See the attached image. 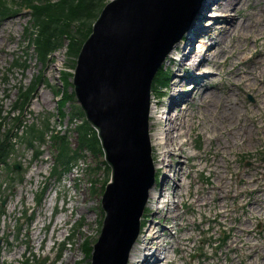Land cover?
Listing matches in <instances>:
<instances>
[{
    "label": "rangeland",
    "instance_id": "1",
    "mask_svg": "<svg viewBox=\"0 0 264 264\" xmlns=\"http://www.w3.org/2000/svg\"><path fill=\"white\" fill-rule=\"evenodd\" d=\"M23 1L25 2L30 1L31 3H34V0H23ZM52 1L56 2L58 0H52ZM66 1L69 2L70 0H66ZM206 1L207 0H205L204 3ZM243 1L244 3L242 4V10L239 11L236 9L234 13V17L239 22L244 24V26L240 28L238 27L237 36L228 43V46L233 50L229 54L228 58L224 60L225 61L224 64H226L225 68H222L221 64L218 66L215 63V60L219 59L218 56H222L221 58L223 59L227 55L226 52L227 49L224 48L225 44L223 45L222 41H221V45L222 47L224 46L223 47L224 53H222L221 51L219 52L216 51L215 55L213 54L214 57L206 62L207 66L200 65L201 54H198L202 52L200 51V48H198V43L200 42V45L202 47L204 46V44L201 41L202 38L199 39L195 45L196 48L195 53L197 55H193L194 65L192 67L195 70L196 75H203L205 73H210V71H212L214 75L211 74V77L208 76L209 80H205L206 83H204V80L202 79L198 78V80L199 81L202 80L201 82L203 87L205 86V84L209 86L211 91L208 92L207 94L209 95L211 92H213L211 94L213 95L212 96L213 98L210 99V97L203 95L206 98L200 101L199 99L202 93H199L200 89L196 85L194 88L195 91L189 95V98L187 99L186 102V107L183 109L186 111L182 110L183 112H181V116L179 117L176 123L177 127H179L182 121H184V118L188 116L189 119V122L187 123L188 127H186L185 130H182L183 132L177 130L178 132L177 133L176 130H174V127L171 129L172 126L170 122L169 126L167 127V130L170 129L169 131H171L172 134H174L172 135V137L175 136L173 141L174 145L172 146V148L168 149V147H170V144L172 143L171 141L168 142V144H165L164 146L162 145L159 146L160 144L158 143L157 145L156 144L152 145L153 158L154 160H156L155 161L157 165L156 167H158V164L161 163V165L158 167L159 173L158 171L156 172V175L158 176L157 178L158 196L159 197H161V195L162 197L164 195L166 196L165 199L161 197L160 200L162 202L161 206H163V204L166 205L169 204L168 206L171 207V209H173L175 207V205H173V202H175L176 205L179 204L180 210L178 213H180V216L177 217V215H172L168 213V211L166 214V211L163 209L159 210V212L161 213L160 215L162 216L158 215L156 213L157 208L155 206L157 203V198L152 197L151 203L148 206L149 208L147 209L145 214V216H147L149 215L150 212H153L152 214L153 218L150 220L148 227L151 225H155L157 229L162 233L165 230L166 225L168 224L166 222V218L163 216L165 214L166 217H168L169 221L177 220L176 222L179 224V226L176 227L172 226L171 230L172 232L176 233V230L174 231V228L177 229L181 227L184 233L179 232L178 234H176V236L182 237V235L185 234V228L191 229L192 228L191 222L195 221L196 226L194 227L196 231L192 230V232H190L192 234H188L187 237H184L183 244H186L187 241L191 240L189 242V245H193V244L196 245V249L193 250V252L191 251L192 253L189 252L188 255L189 254L190 255L186 257V259L187 261L189 260L192 261V257H194V261L196 260L197 261L192 263H197V264H211V263L231 264V260L229 259V261H227L225 256L223 255V253L227 254L226 253L227 251H230V253H228L229 256H234L232 259L233 263L240 264V261L237 260V258L243 257L246 259L244 264H249V261L251 259H252L251 261H257L258 264H264V216L262 217V219L261 217H259L258 215L259 209L256 207H252L253 212L249 210V208L252 206L253 202L256 199V195H257L256 190L258 186H256L254 183L253 184L248 183L249 178L252 175H256V178L258 179L259 178L264 179V162H262V159L264 157V129H263L264 100H262V95L258 94L259 92L257 89L252 90L246 88L247 82H249L248 87L254 88L252 80L250 79H248V81L246 79H242L240 81L238 80L240 79L239 78L240 75L244 76L245 74H247L248 68L252 67V62L250 61L249 58H245V59H240V58L243 57L244 55L245 57H252L253 55L252 51L255 54L262 53L264 51V19L260 23H258L255 18L256 14L264 16V0H243ZM0 2L11 3V1L9 0H0ZM43 3H44V7H43L44 9H50L53 10L54 12H57L58 8L64 6V4L61 3L57 6H54L51 4L50 0H43ZM203 4L201 6H203ZM104 5L105 4H103V6ZM79 6L80 3L76 0L71 6L66 8L58 16L56 14H53L52 17H48L49 21L56 22L54 26V32L59 36V38L63 40L61 46H59L58 48L59 50H56L55 52L56 55L52 57V66H51V62L45 64L41 60H39V62L36 60L34 51L29 48V43L27 40V36L25 34V30H26L25 28L17 33H15V31H11V34L12 35L14 34L12 38L9 36L8 37L5 36L3 32H0V37H1L0 45L3 46L5 43L8 44V56L4 64V68L0 72V77L10 82V84L13 85V94H17L18 92L17 88L20 84H24L25 86H28L31 80L35 79L37 73L41 71L42 73L45 74V78L47 82L48 80H51L53 82V83L50 82V86L52 90L50 93H48L49 95H53L54 93L53 101L51 102L53 103V106H57V100H58L57 87L58 86L63 87L62 97L64 98V109L62 112V121H61V124L63 126H65L67 123V114L71 111V108L72 107L76 108L77 112H78V107L80 108L77 101L75 103L71 101L72 99L71 93L73 91V86H71L70 88L68 87L69 83L71 84L73 82L72 80L73 76L69 78V83H68L67 74L70 72L72 73L74 72L76 63L73 67V60L70 61V59L72 58V54H71L72 41L65 36V34L69 35V33L72 32L73 30L74 34L79 40L81 35L83 34L81 33V31L86 33L87 23L85 21H87L89 24V21L86 18L82 19L85 20L83 21L85 25H82V23L79 21H74V22L69 21L73 16L76 15L78 16L77 9ZM248 17H249V21L247 20ZM200 21L202 20L194 19L189 32L193 30L194 25L197 27V24H199ZM254 22L258 24L255 25ZM227 24L228 23L224 21L220 26L221 28L225 29L224 27ZM245 24L247 25L245 26ZM28 26H29V20H28ZM220 26L216 31L221 30ZM189 32H187L184 35V38L179 45H184L186 43ZM197 33L199 32L196 31V34ZM224 34L225 31L222 33V35ZM66 39H68V41H64ZM255 40L257 41L256 44H255ZM206 42L208 43L209 41L206 40ZM58 43L60 42L58 41ZM235 47L238 48L235 49ZM206 49L209 48L206 47L203 50ZM181 55L182 54H180V56ZM171 58H174L173 64H171L170 62ZM16 59L27 60V64L29 67L26 69L25 72H23L20 68L11 70L14 61ZM237 62L239 64L238 67H236ZM212 64L214 65L213 66L214 69L208 67ZM167 65L170 74H172L170 79V85L164 92H158V90L154 88L156 95L158 97H161L162 94H164V96L152 100V107H158V109L164 111L167 110L166 107L169 106V100L171 95L173 94V91L171 90V85H172L171 83L174 79L176 70L179 68V57H170L167 62ZM182 72L183 71L179 73V76H181ZM217 72H221V76H219ZM234 72L236 73L233 75V78L231 79V75ZM186 77L185 78L177 77L178 80L181 81L178 80H177L178 82L175 81L174 84L175 90L182 89V86L183 89H186L188 85L191 84L192 88L183 90V92L184 93L192 92L194 84L185 80L190 78V76L188 78ZM245 78H247V75ZM258 81L259 82L261 81V77L258 79ZM61 82L64 84V86L62 85ZM177 83L180 84L177 85ZM43 86L40 80L38 84V90H39L38 93L41 91ZM231 88L232 90L229 91ZM64 93H66V95H64ZM195 93L197 95H195ZM193 94L195 95V100L191 103L190 112H188V103L191 102V98L193 97ZM225 94L228 95L226 96ZM5 95H6V91L4 89H0L1 112H5L15 103L14 100L3 99ZM236 98H239L240 101L237 100ZM43 99L45 100V102L49 100L47 97H44ZM241 106H242V111H241ZM256 108L259 109V112H257ZM35 109L37 112V121L35 123L40 124L42 119L47 118V115L45 114V107L42 103H39L38 105H36ZM161 110H159L158 112H160ZM174 114L175 112H170V115H168V117L176 120V116ZM204 114L205 116L203 117V119H200L199 122V124L203 126H206L208 123H210L212 127H214L215 129H219L216 126L218 125L220 128H223L225 126L227 129L230 130L232 127L239 125L241 129V127L244 124H250L251 121L254 120L256 125L257 122L259 123L258 125H260V126L257 125V127L260 128L259 131L261 129L262 130L260 132L258 131L254 133V130L251 129L250 130L251 135L249 134L244 136L245 134H242L241 136H244V145H241L239 138L237 141L234 139V136L239 135L237 134V132H232L231 136L222 135L215 133L210 126L208 127V129L203 128L204 129L203 130L202 127L196 125L192 121L193 115L196 118H198ZM243 114H246V116L244 117ZM159 116L157 113L153 115L154 118H152L151 121L154 123L151 124L150 122V133L154 132L153 134H159V132L161 133L166 130V127L163 126V121L161 122L159 121L160 120ZM206 116H208L213 122L209 121ZM74 117H77L78 120L81 118L78 113L77 115H74ZM27 119L29 120L28 117ZM164 120H166V118ZM213 123H215L216 125ZM74 124H75V119H74ZM191 124L194 125V128L195 126L197 127L195 129L193 128L194 130L191 131L190 134L189 125L191 127ZM14 125H15L14 120H9V126H14ZM239 126H236L235 129H237ZM5 129H9L8 126ZM179 134H183L184 138H179L178 136ZM72 139L75 140L74 134ZM152 140L153 139L151 137V141ZM195 142H197V148L195 147ZM219 142L222 144L223 149H226L227 153L219 149L220 147ZM153 143H155V139L153 140ZM180 145H183L181 149H180ZM229 146L233 150L232 153L228 151ZM171 149H172V153L171 151H169ZM203 156L205 162H203L204 161ZM163 159L165 161L169 160L170 165L168 164L169 166L166 168V170L164 168L163 170H160V168L164 166L165 163V161H162ZM206 162L208 163V166H205ZM213 163L216 164L219 163L220 165L219 168L212 166ZM227 165H228V170H226ZM160 171L164 172V177L165 176L168 177L167 182L165 183L166 184L165 187L167 188L164 189L161 187L162 178L164 177L163 175L162 178L159 177L161 175ZM83 172L84 171L79 172V175L74 174L75 177L74 183L71 186L69 185L70 194L65 196L60 195L57 197L53 196L45 200L40 207L36 205L35 199L22 204L21 209L16 213V219H14L10 224H6L4 229L0 230V236L5 244V250L4 252H2L3 257L16 260V264H20L22 261L26 259L30 260V264H40V262H42L43 260H46V264H55L58 258L64 255L65 256L68 255L67 258L64 257L63 259H61L59 264H74L76 256L84 257L83 262L79 264L92 263L91 257L87 259L84 256L82 248L85 240H88L91 246L94 247L100 236L102 229V226H100V221L103 223L104 214L102 215L101 213L102 209L100 208L99 200L102 198L103 194L102 195L96 193L93 194L94 196L97 197L95 203L100 213L96 225L88 226L86 228L88 232L93 234V237L86 238V236L83 233L84 228L81 226V224L79 227L83 228V231L79 232L76 235L75 230H72L71 227L74 222V217L75 219L78 217L75 211L76 208L75 203L79 201L80 197L76 196L75 194L78 193V195L80 196V192L83 190V186L85 185V181L88 177V170H85L82 187L74 191L73 189L74 187L77 188L79 187L82 181ZM218 172L219 174L220 172H222L221 176L223 181L220 184L219 181L221 179L217 183H215ZM179 173H182L184 175L183 181L179 180V175H181ZM188 173L190 174L189 177H187ZM8 175H9V171L5 170L3 177L6 178ZM89 175L92 176L93 174L90 173ZM223 175L225 177L224 179H223ZM105 178H106V174L104 170L97 173V175L94 177V180H97V183L95 185L96 188L102 185V182L104 181ZM225 182L227 183L225 185L226 193L223 191L224 190L223 185L225 184ZM174 183H176L175 189L173 188ZM179 183L180 186H182V188L180 190H177ZM188 183H191L190 190L189 188L187 190V185H184ZM261 187L264 188V185L260 186V188ZM198 189H200L199 192ZM198 193H200V195H203L202 199H206L205 197H207L206 202L210 204L212 208L216 206L219 207V201L221 200L224 201L222 202V205L228 203L229 206V208L227 209L228 215H232L234 221H230V220L226 221V219H224L222 216L221 218H218V221H221L222 223L221 224L216 223L214 219L217 216L215 215L214 210H213L214 211L213 215H210L207 209L204 210L206 206V204H204V201L203 204L201 202L202 205L201 208H199L195 204L196 198L198 197L200 199ZM181 195L184 196L181 197ZM261 195H262L260 196L261 201H264V194ZM224 196L226 198H223ZM182 201L183 204H181ZM56 202L58 203L57 208L59 211H61V213L55 218L53 217V213ZM185 202L186 205L188 203L190 207L189 209L186 210L184 209ZM247 202L250 204H248L247 206H242V203H247ZM79 204L81 205L82 202H80ZM257 204L261 205L262 208L264 207V204H261L259 201H257ZM191 207H195V208L192 213H189L191 211ZM208 210L212 212L211 208H209ZM219 210L220 211L223 210L224 212L223 208H219ZM30 213H34L33 220L31 223L28 220ZM252 214L253 216H255L256 219L252 218L253 217ZM237 217L239 219H237ZM182 219H186V221L188 220L187 221L188 224L185 223V225H189V226H183L184 225L183 222H185V220L183 221ZM209 219H211L212 221H210ZM223 222H225L227 226H225ZM241 223H245L248 228L246 231H243V233L240 232L237 233V229L240 230L242 228L240 227L232 228V227L233 226L237 227ZM55 227H57V229L53 233V229ZM211 228H212V232H208L204 234L202 236L203 238L200 237V235L210 230ZM147 230L148 228L146 229V231ZM215 230L216 232H213ZM249 232L251 235L249 239L251 241L246 242L247 245L243 250V253H241L242 250H238L235 253L233 246L229 247V245L232 244L236 238L240 239L243 237L244 239L249 234ZM254 232H256V234L259 236L260 239L258 243L260 245L262 244L263 245L262 247L259 246L255 247L257 241H255L256 236H254L255 234ZM68 235H70V238L68 237ZM168 235L169 234L167 233L163 237V240L166 239ZM65 237L69 238V240L64 241ZM161 239L162 238H160V240ZM140 240L143 242L144 236L141 237V239L140 238L138 239V241ZM167 241L169 242L174 241L175 243L177 241V237L170 238ZM246 241H248V239H246ZM70 243L72 244V249L71 251L67 252L65 246H68V244ZM145 244L146 243H144V245ZM252 244L254 245L252 246ZM241 245L242 243L238 244V246ZM178 246L180 247V249H177V252H179V258H180L181 256H184V253L182 251V246L181 245ZM202 246L208 254L204 250H202ZM215 246L220 247L218 250H216V253L213 252ZM195 251H201L199 253V257H198V252ZM256 251L257 252L260 251L259 257L257 256ZM213 255H215L216 257L215 259H211V256ZM129 263L130 260L128 261V264ZM145 264H147V262ZM177 264H182V261H179L178 259Z\"/></svg>",
    "mask_w": 264,
    "mask_h": 264
},
{
    "label": "water",
    "instance_id": "2",
    "mask_svg": "<svg viewBox=\"0 0 264 264\" xmlns=\"http://www.w3.org/2000/svg\"><path fill=\"white\" fill-rule=\"evenodd\" d=\"M202 2L112 0L81 50L75 94L98 131L113 179L103 196L107 219L92 264L128 263L155 181L152 84Z\"/></svg>",
    "mask_w": 264,
    "mask_h": 264
},
{
    "label": "bare ground",
    "instance_id": "3",
    "mask_svg": "<svg viewBox=\"0 0 264 264\" xmlns=\"http://www.w3.org/2000/svg\"><path fill=\"white\" fill-rule=\"evenodd\" d=\"M243 3H244L243 0H207L203 4V6H201V8H199L198 11L196 12L197 15H196L195 20L201 19L202 21H200V23L197 24V27L194 25L193 30H191V33L187 37L186 43L184 45H177L175 47V49L171 52L170 57H179V68L176 70L175 77H174V79L172 81L171 90L173 91V94L170 97L169 106L166 107L167 108L166 111L158 109V107H152L151 112H150L151 119L154 118L153 115H155L156 113L158 114V116L160 115L159 116V119H160L159 121L160 122L163 121V126L166 127V130H167V127L169 126L170 122H171V126H172L171 129L174 127V130H176V132H177V130L178 131L185 130V128L188 127V125H187V123L189 122L188 116L184 118V121H182V123L179 125V127H177L176 123H177V120L179 119V117L181 116V112L186 111V110H183V109L186 107V102H187V99L189 98V95L192 94L195 91L194 88H195L196 85L200 89L199 93H202V95H200V99H199L200 101L203 100L204 98H206L203 95H205L207 97H210V99L213 98L212 97L213 95H211L213 92H211L209 95L207 94L208 92L211 91L209 86H207L205 84V86L203 87L202 86V82H201L202 80H204V83H206L205 80H209L208 76H210L211 74H204V75H201V76L196 75L195 70L192 67L194 65V60H193L194 56L193 55H196V53H195V50H196L195 42H198V40L202 38L201 41L204 44V46L202 47L200 44H198V48H200V51H202L204 53V55L200 59V65H203V66H207L206 62L208 60H211L214 57L216 51H218V52L221 51L222 53H224V48H226L227 49L226 50V52H227L226 57L222 59L221 58L222 56H218L219 59L215 60V63L218 66L221 64L222 68H225L226 64H224L225 63L224 60H226L228 58L229 54L233 50V49H231L228 46V43L237 36L238 27L240 28V27L244 26V24L239 22L234 17V13H235L236 9L239 10V11L242 10V4ZM255 18H256V21L258 23H260L264 19V16L256 14ZM247 20L249 21V17L247 18ZM224 21L229 24V26L227 24L224 27L225 29L221 28V26H220ZM251 23H250V25H251ZM258 23L254 22L255 25L258 24ZM246 25L247 24H245V26ZM219 26H220L221 30L216 31ZM196 31L199 32V33L196 34ZM224 31H225V34L222 35V33ZM119 35L122 36L121 32H119ZM204 36H206V37H204ZM206 40H208L209 42L207 43ZM210 41H212V42H210ZM221 41H222L223 45L225 44L224 45L225 47L223 46L224 48L221 45ZM256 43H257V41L255 40V44ZM206 47H208L209 49L203 50ZM237 48L238 47H235V49H237ZM55 52L56 51L53 52L52 57L54 55H56ZM202 52H201V54H202ZM109 53H114V52H109ZM180 54H182V55L180 56ZM245 58H249L250 59V61L252 62V67L248 68L247 74H245L244 76L240 75V77H239L240 79H238V80L239 81L242 80V79H246L247 81H248V79L252 80L254 88L248 87V83L249 82H247L246 88L252 89V90L257 89L258 92H259L258 94H261L262 95V100H264V51L262 53H257V54L253 53L252 57H245V55H244L240 59H245ZM173 59L174 58H171L172 62H174ZM101 61L105 62V63L108 62V60L104 61L103 59H101ZM226 62H228V61H226ZM238 65L239 64L237 62L236 63V67H238ZM213 66L214 65L212 64V65H210L208 67L213 68ZM181 71H183V72L181 73V76H179V73ZM210 73H212V71H210ZM235 73L236 72L232 73L231 79L233 78V75ZM217 74L219 76H221V72H217ZM246 75H247V78H245ZM189 76H190V78H188ZM177 77L178 78H185V77L188 78V79H185V80L194 84L192 92H185V93L183 92V90L192 88L191 85H189L186 89H183V86H182V89H176L175 90L174 84H175V81L178 80ZM260 77H261V81L259 82L258 79ZM198 78L202 79V80L199 81ZM210 80H211V78H210ZM178 81H181V80H178ZM179 84L180 83H177V85H179ZM231 90H232V88L229 91H231ZM64 95H66V93H64ZM195 95H197V94L195 93ZM195 95L193 94V97L191 98V102L188 103V112H190L191 103L195 100ZM225 95L227 96L228 94H225ZM71 96H72V93H71ZM236 99L239 100V98H236ZM158 105H159V103H158ZM262 105H263V103H262ZM256 109H257V112H259V109L258 108H256ZM159 110H161V111L158 112ZM241 111H242V106H241ZM170 112H175L174 115L176 116V120L168 117V115H170ZM243 115H244V117L246 116V114H243ZM204 116H205V114L200 116V117H198V118H196L193 115L192 121L196 125L202 127V129L203 128H207L208 129V127L210 126L214 130L215 133L222 134V135L231 136L232 132H237V134H239V135L238 136H234V139L237 141L238 138H239V140L241 142V145H244V136L249 135L251 129L254 130V133L259 131V128L257 127V125H256L254 120H252L250 124H244L241 127V129H240L239 125H236V126H239L237 129H235L236 126L232 127L230 130L227 129L225 126L223 128H220L215 123H213V124H215L219 129H215L214 127H212V125L210 123H208L206 126H203V125H200L199 122H200V119H203ZM206 117H207V119L209 121H212L208 116H206ZM73 118L75 119L74 128L76 129L82 124L83 119L80 118L78 120L77 117H74V116H73ZM165 118H166V120H164ZM153 123L154 122L151 121V124H153ZM196 127L197 126H195V128ZM193 128H194L193 124H191V127L189 125L190 134H191V131H193L195 129V128L194 129ZM166 130L163 131L164 133L163 132H161V133L159 132V134H153L154 132H151L150 138L152 137L153 140L155 139V143H153V140H152V144L153 145L154 144L157 145V143H158V144H160L159 146H161V145L164 146L165 144H168V142L171 141L172 143L170 144V147H168V149L172 148V146L174 145L173 141H174V137L175 136L172 137V135H174V134H172V132L169 131L170 129L167 130V131ZM218 134H216V135H218ZM242 134H245V135L241 136ZM178 136H179V138H184L183 134H179ZM71 146L73 148L75 147L73 144ZM182 146L183 145H180V149L182 148ZM219 149L223 150V152L227 153L226 149H223L221 143H220ZM169 151H171V153H172V149L169 150ZM176 151H178V150H176ZM228 151L230 153L233 152V150H232V148L230 146H229ZM162 161H165V160L163 159ZM85 162H86V165H87L88 177H87V179L85 181V185L83 186V190L80 192V196L78 195V193L76 195V196L80 197L79 201L77 203H75V206H76L75 211H76V215H78V217L76 219L74 217V222L72 224L71 229L75 230V234L77 235L79 232L83 231V228H84L83 233L86 236V238H89V237H93V234L88 232L86 230V228L88 226L96 225V222H97V220L99 218V215H100V213L98 211V208L96 206V203H95V200H96L97 197L93 195V194L96 193V186L95 185H96V181H97V180H94V177L97 175L98 172H101L103 170H104V172L106 174V178L105 179H107L108 175H107L106 170H105L107 168V165L104 163L102 155L100 157H98L95 152L91 151L90 153H88L85 156ZM160 165H161V163L158 164V167ZM206 165H208V163H206ZM156 166L157 165L155 163V169L157 170L158 167H156ZM212 166H215L216 168H219L220 165H219V163H217V164L213 163ZM163 168H164V166H162L160 168V170H163ZM160 172H161V175L159 177L162 178V175L164 177V172L163 171H160ZM90 173L93 174V175L90 176L89 175ZM179 174H181V175H179V180L183 181L184 180L183 179L184 175L182 173H179ZM221 174H222V172H220V174L218 172L217 179L215 180V183H217L220 179L221 180L219 181V184L223 181ZM189 175L190 174L188 173L187 177H189ZM176 176H175V178H176ZM224 178L225 177L223 175V179ZM167 179H168L167 176L162 178L161 186H162L163 189L167 188V187H165L166 186L165 183L167 182ZM248 183L249 184H253L254 183L256 186H258V188L256 190L257 191L256 199L253 202L252 206L249 208V210L251 212H253L252 207L258 208L259 209L258 215L262 219V217L264 216V207L262 208L261 205L257 204V201H259L261 204H264V201H261V198H260V196H262L261 194H264V188H262V187L260 188V186L264 185V179H261V178L258 179V178H256V175H252L249 178V182ZM226 184L227 183L225 182V184L223 185V188H224L223 191L224 192H225V185ZM184 185H187V190H188V188L190 190L191 183L184 184ZM173 188L174 189L176 188V183L173 184ZM181 188H182V186H180V183H179L178 187H177V190H180ZM221 188H222V186H221ZM165 190H167V189H165ZM199 190L200 189H198V192H199ZM156 193H157L156 189L151 191V198L153 196H155ZM148 194L150 195V193H148ZM198 194H199L200 199L197 197L196 200H195V204L199 208H201V206H202L201 202L203 204V201H204V204H206L204 210L207 209V211H208V213H210V215H213V212L215 211V215L217 217L214 219V221H216V223H218V224L222 223L221 221H218V218H221L222 216H223L224 219H226V221H229V220L230 221H234V218L232 217V215H228V210H227L229 208L228 203H225V204L223 203L224 205H222V202H224V201L221 200V201H219V207L216 206V207L212 208V206H210V204H208L206 202L207 201L206 200L207 197H205L206 199H202L203 195H200V193H198ZM183 196L184 195H181V197H183ZM188 196H189V194H188ZM161 197H162V195H161ZM161 197H159V196L156 197L157 198V203H156L155 206H156L157 209L161 208V204H162V202L160 201ZM236 197H237V195H236ZM162 198L165 199L166 196L164 195ZM223 198H226V197L224 196ZM80 202H82L81 205L79 204ZM181 204H183V201L181 202ZM220 204H221V207H220ZM248 204H250V203H248V202L247 203H242V206H247ZM99 205H100V208L102 210H104L103 197L99 200ZM168 205H163V208H166L168 213H170L172 215H177V217L180 216V213H178L179 210H180L179 204L176 205V203L173 202V205H175V207L173 209H171V207H169ZM209 208L212 209V212H210L208 210ZM219 208H223L224 212H223V210L220 211ZM252 216H253V214H252ZM165 218H166V222L168 224L166 225L165 230L162 233H161V231H159L157 229V227L155 225H151V226L148 227V230H147V232H146V234L144 236V241L142 243L141 242H137V244L132 248L131 253H130L129 257H128V261L130 260L129 264H145L146 262H147V264H176L174 259H173V253L177 252V249H180V247L178 245L182 246V244L184 243L183 242V238L184 237H187L188 234H192V233H190V232H192V230L196 231V229L194 227V226H196L195 225L196 223H195V221H192L191 222L192 228L191 229L185 228V234H183L182 237L181 236L179 237V236H176V234H178L179 232L184 233V231H183V229L181 227H179L177 229L174 228V231L176 230V233L172 232V230H171L172 226L173 227L179 226V224L176 222L177 220L169 221L168 217H165ZM253 218H255V216H253ZM237 219H239V218L237 217ZM182 220L183 221L185 220V222H183ZM182 220L181 221L184 224L183 226H189V225H185V223H187L188 220L187 221H186V219H182ZM209 220L212 221L211 219H209ZM225 222H223V224L225 226H227V224H225ZM80 224H81V226L83 228L79 227ZM238 227H240L242 229H240V230L237 229V233L238 232L243 233V231H246L247 228H248L245 223H241L237 227L233 226L232 228H238ZM167 233L169 235L167 236L166 239L163 240V237ZM148 235H150V236H148ZM52 237H53V235H52ZM173 237H177V241L175 243H174V241H170V242L167 241L168 239L173 238ZM236 237H237V234H236ZM250 237H251V235L248 234L244 239H243V237L240 238V239L236 238L235 241L232 244L229 245V247L233 246V249H234L235 253L238 250H242L241 253H243V250L245 249V247L247 245L246 242L251 241L249 239ZM160 238H162V239L160 240ZM191 239H192V237H191ZM246 239H248V241H246ZM259 239H260L259 236L256 235L255 241H257V244L255 245V247H257V246L262 247L263 246L262 244L260 245L258 243ZM162 241H164V242H162ZM190 241L191 240L186 242L187 245L183 244V246H182V251L184 253V256H181L179 258V261H182V264L189 263V261H187V259H186V257L188 256V253L196 249V245H194V244L193 245H189ZM144 243H146V244L144 245ZM239 243H242V245L238 246ZM137 245L138 246H142V247L139 248ZM253 245L254 244H252V246ZM65 247H66L67 252H69L72 249V244L70 243V244H68V246H65ZM142 251H144L147 255H145V257H144L142 262H137V260H136L137 255L140 252H142ZM150 251H152V254H150ZM104 252H105V250H104ZM104 252H103V254H104ZM226 253L227 254L223 253V255L225 256L226 260L229 261V259H230L231 260V264H236V263L232 262V259H233L234 256H229L228 255V253H230V251H227ZM159 254L162 255L163 257H159ZM259 255H260V251L257 252V256L258 257H259ZM64 257L67 258L68 255H66V256L64 255V256H61L60 258H58V260L55 262V264H59L60 260L63 259ZM215 258H216L215 255L211 256V259H215ZM83 260H84V257L76 256L74 264H79V263L83 262ZM237 260L240 261V264H244L245 261H246V259L243 258V257H238ZM251 260L249 261V264H258L257 261H251ZM218 261H220V260H218ZM101 263H102V261H101ZM191 264H197V263H192L191 262ZM211 264H213V263H211ZM237 264H239V263H237Z\"/></svg>",
    "mask_w": 264,
    "mask_h": 264
},
{
    "label": "trees",
    "instance_id": "4",
    "mask_svg": "<svg viewBox=\"0 0 264 264\" xmlns=\"http://www.w3.org/2000/svg\"><path fill=\"white\" fill-rule=\"evenodd\" d=\"M76 0H70L69 2L66 0H61V4H64V6L58 8L57 12H54L53 10L50 9H44V8H36L35 10V16L38 20V25L40 28V38H39V51H40V59H43L44 62H47V57L54 51L58 50L59 46L62 44V39L59 38L57 34L54 32V26L56 22L54 21H49L48 17H52L53 14H56L57 16L62 13L66 8L71 6ZM80 3V6L77 9L78 16H73L69 21L74 22V21H79L82 23V25H85L82 20L86 18L89 21V24L87 21V28H86V33H83L78 40L76 35L74 34V31L68 34H65L66 37H68L71 41V54L73 55V58L76 59L81 51V48L84 44V42L87 40V38L90 36L92 33V27L95 21L97 20L99 14L101 13V10L104 8V6L110 2L111 0H77ZM60 3L54 5L57 6ZM103 4H105L103 6ZM47 18V19H45ZM58 41L60 43H58ZM81 41V42H80ZM78 45V46H77ZM77 47V48H76ZM76 49V50H75ZM75 51V52H74ZM38 53V52H37ZM74 53V54H73ZM73 67H74V62H73ZM73 69V68H72ZM72 76V73L67 74V80L69 82V78ZM168 80V72L164 71L162 69L159 71L157 74L155 80H154V86H156L158 83H162L164 85L165 81ZM37 81H40V77L37 78V80L33 83V85L28 89V91H24L21 93V104H25L27 100L31 98L33 93L36 90V83ZM73 100H74V95H73ZM62 106H64V100L61 103ZM81 115L82 112L79 111ZM31 134L34 137H40L41 134H44V130L38 129L36 126H33L31 129ZM79 133V139H78V149H91L93 152L97 154L98 157L103 155L102 149H101V144L97 138L96 132L87 124L85 123L83 126H81L78 129ZM54 143L59 151L57 161L58 163L63 166L67 167L71 161H73L77 157V153H73L69 147V140L67 136H60L56 135L54 137ZM3 149L1 150L0 153V160L3 155ZM106 173L109 177L110 171L109 168L107 167ZM59 165L55 167L54 174H59ZM108 177L107 179L102 183L100 193L102 194V191L104 190V187L108 184ZM144 223L143 220L141 221V229L143 228ZM83 251L86 254L87 258L91 257L93 247L91 246L90 242H86L83 245Z\"/></svg>",
    "mask_w": 264,
    "mask_h": 264
}]
</instances>
